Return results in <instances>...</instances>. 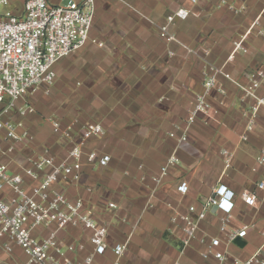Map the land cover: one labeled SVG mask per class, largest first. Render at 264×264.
<instances>
[{
    "label": "crops",
    "instance_id": "crops-1",
    "mask_svg": "<svg viewBox=\"0 0 264 264\" xmlns=\"http://www.w3.org/2000/svg\"><path fill=\"white\" fill-rule=\"evenodd\" d=\"M83 1L48 0L54 6ZM25 2L11 0L5 8L15 3L17 8L7 12L20 15ZM181 9L189 16L175 20L171 32L176 41L166 43L160 38V26ZM242 40L248 52H237L228 61ZM209 66L223 68L229 78H218L223 93L212 91L207 97L211 110L188 125L193 104L204 94ZM258 69L264 70V0H96L90 41L56 65L54 85L31 99L34 114L14 116L22 125L18 131H27L32 140L17 145L8 157L0 156V163L8 164L11 173L23 174L32 167L31 157L45 147L64 159L69 146L55 132L54 123L74 125L76 134L88 123L100 124L104 135L88 141L85 153L108 155L110 163L94 166L84 156L80 183L59 186L69 198L81 197L96 205L99 223L108 228V249L96 255L93 264H114L113 248L126 241L120 264H219L203 258L199 238L183 247L182 223L175 213L186 214L191 205L201 211L222 185L235 193L228 227L255 225L245 238L229 245L224 264L254 255L263 261L264 167L257 157L264 150V109L243 141L249 121L244 113L253 102L243 101L237 85H248ZM259 94L264 96V82ZM183 135L187 140L181 142ZM3 136L0 142L7 147ZM224 150L233 156L230 166L224 163ZM173 154L178 162L157 183ZM182 183L188 186L186 194L178 192ZM244 191L257 194L255 207L241 199ZM108 203L117 208L109 209ZM223 216L211 209L198 236H221ZM55 229L42 228L38 233L48 236ZM58 236L67 245H84L83 251L68 254L74 260L93 252L88 230L70 227ZM6 244L12 252L5 250ZM26 261L18 246L0 239V264Z\"/></svg>",
    "mask_w": 264,
    "mask_h": 264
},
{
    "label": "built area",
    "instance_id": "built-area-1",
    "mask_svg": "<svg viewBox=\"0 0 264 264\" xmlns=\"http://www.w3.org/2000/svg\"><path fill=\"white\" fill-rule=\"evenodd\" d=\"M192 2L196 3L197 0ZM10 4L11 0H0V8ZM95 16L96 0H84L81 4L71 2L67 6H54L48 0H26L22 14L0 13V105L3 106L0 110V137L4 133L2 140L8 144L4 147L0 142L1 157H8L14 153L17 145L32 140L27 131H18L22 125L14 121V116L25 118L35 113L32 97L43 89L47 93L57 78L56 65L87 45ZM188 16L186 10L175 12L160 26V38L166 43L175 42L176 36L171 32V27L176 19L185 20ZM256 24L258 21L254 26ZM237 52H248L243 40L235 44L228 61H232ZM220 76L229 78L223 68L209 66L206 69L205 91L193 104L188 125L193 124L200 114H207L211 110L207 97L212 91L223 93L224 90L218 86ZM263 82L264 70L258 69L251 75L248 85L237 84L243 93V101L253 102L250 110L244 113L249 121L243 141L248 140V133L253 131L257 117L264 109V96L259 94ZM54 129L69 146L64 159H58L50 148L45 147L40 154L31 157L32 167L24 169L23 174L11 173L8 164L0 163V239L8 238L23 251L27 257L24 264H93L95 256L103 255L108 249V228L99 223L96 205L81 197L69 198L59 186L80 183L84 156L94 166L106 167L110 163L111 157L108 155H99L96 151L85 153L87 142L102 137L104 129L100 124L88 123L76 134L74 125L62 127L57 122ZM174 136L171 134V137ZM179 140L186 141V135ZM221 155L224 163L230 166L233 157L230 152L224 150ZM177 162L173 154L155 181L161 183L169 167ZM257 163L264 167V150L257 157ZM87 191L92 192V189ZM187 191L186 183L178 187L181 194ZM234 198L235 193L222 185L214 190L201 211L191 205L188 213H175V219L182 223L183 247L199 238V243L204 247L203 258H214L219 264H224L229 245L245 238L248 231L255 227L244 225L239 230L228 227L235 208ZM241 199L249 207H255L258 202L257 194L250 191H244ZM107 207L116 209L117 205L108 203ZM214 208L224 214L219 229L221 236L199 237L200 223ZM51 226L56 229L48 236L38 233L39 229ZM70 227L91 232L93 252L83 259L74 260L68 254L83 251L84 245H67L58 236L60 231ZM127 248L128 241L113 248L116 256L114 264H120ZM5 250L12 252L13 249L6 244ZM231 264H264V260L254 255L246 261L234 260Z\"/></svg>",
    "mask_w": 264,
    "mask_h": 264
},
{
    "label": "rangeland",
    "instance_id": "rangeland-1",
    "mask_svg": "<svg viewBox=\"0 0 264 264\" xmlns=\"http://www.w3.org/2000/svg\"><path fill=\"white\" fill-rule=\"evenodd\" d=\"M15 8H17V5L14 3L13 4V6H11V7H8V8H5V7H1L0 8V13H2V14H6V13H8L7 11L8 10H15Z\"/></svg>",
    "mask_w": 264,
    "mask_h": 264
},
{
    "label": "water",
    "instance_id": "water-1",
    "mask_svg": "<svg viewBox=\"0 0 264 264\" xmlns=\"http://www.w3.org/2000/svg\"><path fill=\"white\" fill-rule=\"evenodd\" d=\"M213 211H216V208H214Z\"/></svg>",
    "mask_w": 264,
    "mask_h": 264
}]
</instances>
